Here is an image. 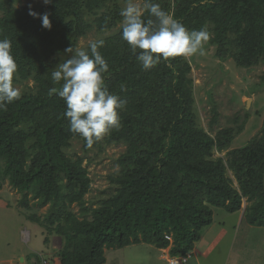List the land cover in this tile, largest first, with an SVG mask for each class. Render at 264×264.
<instances>
[{
    "label": "trees",
    "instance_id": "1",
    "mask_svg": "<svg viewBox=\"0 0 264 264\" xmlns=\"http://www.w3.org/2000/svg\"><path fill=\"white\" fill-rule=\"evenodd\" d=\"M152 2L189 30L206 27L208 45L221 61L232 59L248 70L264 65V0ZM14 3L0 0V39L12 44L18 65L14 84L32 80L34 85L0 110V191L8 181L22 194L25 209H32L29 195L37 209L48 206L42 217L24 214L46 231V244L50 236L61 237L60 264H105L106 250L131 245L164 250L171 244L167 236L173 241L170 255L187 256L213 224L216 210L239 213L244 200L243 222L264 229V128L261 136L232 150L244 124L211 136L200 124L187 57L172 59L171 68L162 60L144 70L121 38L118 0H51L40 8ZM44 14L50 29L42 26ZM149 18L145 12L143 19ZM115 29L99 51L109 66L105 86L127 104L120 127L88 147L69 131L64 100L49 94L61 86L51 72L57 56L75 49L90 31ZM74 141L84 156L69 154ZM114 145L126 150L109 177L112 191L97 207L89 206L91 179L83 162L93 149Z\"/></svg>",
    "mask_w": 264,
    "mask_h": 264
},
{
    "label": "rangeland",
    "instance_id": "2",
    "mask_svg": "<svg viewBox=\"0 0 264 264\" xmlns=\"http://www.w3.org/2000/svg\"><path fill=\"white\" fill-rule=\"evenodd\" d=\"M118 1L122 8L125 7V0ZM44 4L43 0H15L14 3L16 8L24 6L40 8ZM121 26L122 24H119L118 28ZM115 31L116 29L107 33L90 31L86 37L80 38L76 48L87 49L90 43L103 39ZM204 53L202 56L187 57L192 66L195 107L200 124L213 137L223 128L237 129L238 125L244 124L242 132L236 135L231 150L242 147L252 138L263 134L264 65L260 64L248 70L237 67L232 59L221 61L216 57V48L209 46L208 42L205 44ZM71 55L66 52L58 55L57 59L61 63ZM27 85L33 87L34 83L29 80L16 84L21 92L26 91ZM125 150L124 145H114L105 147L103 151L95 148L87 155L88 159L83 162L91 179V188L85 198L87 205L97 207L100 200L107 198L112 191L109 177L118 171L116 161ZM68 152L70 155L84 156L79 141H74ZM225 154L226 152L216 153V156L224 157ZM22 198V194L8 181L4 183L0 191V264H60L57 252L62 248L61 237L50 236L49 243L46 244L45 238L48 237L46 231L38 224L28 221L24 214L35 212L42 217L47 213L48 206L37 209L35 201L29 195L28 201L32 209L27 210L21 205ZM247 205L244 200L242 210L237 214L227 215L221 210H216L215 222L209 227V231L202 232L203 234L208 231L201 245L207 247L211 243V237L223 229L225 233L223 247L220 246L218 251L223 255L226 245L229 246L232 240L230 237L234 238L242 227L239 239L244 236L242 243L247 245V248L242 245L240 248L247 252L251 249L249 264H264V229L244 232L249 228L240 220V217H244ZM73 210L78 213L79 208L73 205ZM158 250L147 244L108 249L105 264H168L166 254ZM227 255L228 252L225 256ZM219 259V256L216 260L212 258L211 263L219 264Z\"/></svg>",
    "mask_w": 264,
    "mask_h": 264
},
{
    "label": "clouds",
    "instance_id": "3",
    "mask_svg": "<svg viewBox=\"0 0 264 264\" xmlns=\"http://www.w3.org/2000/svg\"><path fill=\"white\" fill-rule=\"evenodd\" d=\"M43 2L48 4L51 0ZM145 12L152 18L143 19ZM29 15L34 18L38 16L31 10ZM120 16L121 38L144 70L156 67L162 60L171 68V60L176 57L205 54L204 47L210 39L207 28L189 30L152 0H125ZM40 18L42 26L50 29L48 15L44 14ZM104 43L100 39L90 43L87 49L68 47L65 51L72 54L71 57L59 63L51 72L53 82L61 86L59 89H49V94H57L64 100V117L69 121V131L82 137L88 147L120 127V111L127 104L126 100L111 93L105 86V74L109 66L99 51ZM11 49L9 39H0V110H6L8 104L22 95L14 84L18 65ZM172 243L164 250L170 252ZM190 254L192 256V252Z\"/></svg>",
    "mask_w": 264,
    "mask_h": 264
},
{
    "label": "crops",
    "instance_id": "4",
    "mask_svg": "<svg viewBox=\"0 0 264 264\" xmlns=\"http://www.w3.org/2000/svg\"><path fill=\"white\" fill-rule=\"evenodd\" d=\"M237 214V213H236ZM240 217V216H239ZM241 223H243V217H240ZM215 222V221H214ZM213 222V223H214ZM220 225V224H219ZM247 226L249 229H245L244 232H250V230H259L258 228L252 227L250 225H245ZM210 227V226H209ZM209 227H207V229L209 231ZM242 227H240L241 230ZM222 231H220L218 233V231L211 237V243L208 244L207 247H204L201 245V242L204 240V235L208 232H204L202 235L203 237H201V239L199 240V242H197L195 244V247L192 251V256L190 259V263L189 264H212L211 263V259H215L219 256V260L220 263L219 264H249L250 261V254H251V249L249 252L244 251L242 248H240V245H242V247L247 248V245H245L244 243V236L240 237V230L239 233H236V235L231 236L230 238H232L229 246L226 245L225 250H224V254L221 255L218 253L220 246L223 247V243L222 241L224 240L225 237V233L224 230L221 229ZM237 232V230H236ZM239 246V247H238ZM159 252L162 251L166 254V258L168 256H170V252L167 250H158ZM228 252V255L225 256ZM209 258V259H208ZM162 259H165L162 257Z\"/></svg>",
    "mask_w": 264,
    "mask_h": 264
},
{
    "label": "built area",
    "instance_id": "5",
    "mask_svg": "<svg viewBox=\"0 0 264 264\" xmlns=\"http://www.w3.org/2000/svg\"><path fill=\"white\" fill-rule=\"evenodd\" d=\"M166 238L172 242L171 236H167ZM190 259L191 254L189 253L187 256L182 257H168L167 261L169 264H188Z\"/></svg>",
    "mask_w": 264,
    "mask_h": 264
}]
</instances>
